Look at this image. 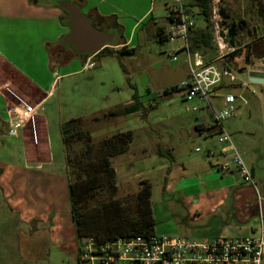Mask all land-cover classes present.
I'll list each match as a JSON object with an SVG mask.
<instances>
[{"label": "rangeland", "instance_id": "obj_1", "mask_svg": "<svg viewBox=\"0 0 264 264\" xmlns=\"http://www.w3.org/2000/svg\"><path fill=\"white\" fill-rule=\"evenodd\" d=\"M165 1L146 3L145 6L152 8L153 18L134 32L135 54H106L95 59L97 65L93 69L60 78L57 92L49 104L43 102L45 96L42 94L30 93L39 107L37 124L39 117H49V123L54 119L55 127L56 121L62 124L80 118L83 131L91 136L92 143L117 133L134 132L131 149L111 161L116 170L117 197L129 208L140 181L149 180L157 235L192 242L253 235L259 228L260 212L264 213V85L250 83L248 79V73L259 68L258 62L253 58L246 62L243 56L229 63L236 71L238 83L245 84L238 92L243 94L246 104L237 101V113L223 121V130L231 136L245 163L252 168V184L240 179L236 172L216 170V164L229 162V158L206 156L207 148L217 150L218 134L210 138L200 135L196 127L210 120L192 112L191 108L200 102L185 101L183 89L191 75L186 53L176 50L183 42L161 41L158 36L157 29L167 23L169 16ZM193 1L184 0L186 4ZM224 6L232 14L236 13L234 0H224ZM195 22L196 28H204L200 16H195ZM125 32V29L119 30L116 43L125 39ZM61 48H52L54 59H58ZM70 52L69 56L75 57L72 49ZM78 57L81 56L59 66L55 70L57 76L76 72ZM216 64L224 62L217 61ZM243 68L246 70L239 74L237 71ZM173 88L180 92L165 95L166 90ZM134 93L143 104L139 112L116 117L109 115L111 111H120L133 104ZM29 129L27 126L24 130ZM7 132L8 135L0 140V264H16L24 256L30 258L26 264H77L76 248L84 241L77 239L72 220L70 226L62 230L59 241L46 232V225L51 221L42 222V226L40 222L38 227L41 229L32 231L31 225L36 227L37 221L30 217L36 206H31L28 194L40 191L28 193L17 185L12 181L14 176L8 174V166L37 171L39 164L33 160L25 162L26 157L21 156L25 145L21 130L15 135L10 134L9 128ZM31 134L27 131L28 153L40 146V143L35 144ZM84 145L82 138L74 145L73 162L68 164L63 142V151L58 154L60 138L57 132L50 130V155L47 157L52 161L51 166L64 173L68 185L78 179L80 168L77 166ZM197 148L202 151L197 152ZM160 149L165 156L157 154ZM144 154L148 156L144 157ZM89 184L87 179H82L81 192L92 199V206L111 198L101 189L91 191ZM35 199L34 196L33 201Z\"/></svg>", "mask_w": 264, "mask_h": 264}, {"label": "built area", "instance_id": "obj_2", "mask_svg": "<svg viewBox=\"0 0 264 264\" xmlns=\"http://www.w3.org/2000/svg\"><path fill=\"white\" fill-rule=\"evenodd\" d=\"M171 1L164 35L167 41L183 42L180 50L186 53L191 75L183 89L185 101L200 102L191 110L203 114V118H209L208 130L211 125L221 128L217 133V150L207 148L206 155L214 157L218 153L223 159L229 158V162L218 164L219 171L236 172L240 179L254 184L251 168L245 163L231 136L223 130V121L237 113V101L246 104L243 94L238 92L245 87V84L238 83L236 71L229 66V63L238 61L241 56L230 57L240 47L230 45L227 30L223 27V0L211 2V21L218 54L215 62H224L221 65L215 62L206 64L201 52L191 50L190 34L196 26L195 16L184 0ZM222 31L226 33L224 38L220 36ZM95 65L90 58L84 69H93ZM0 95L6 102L10 134L15 135L29 126L35 144L38 145L40 143L37 124L38 106L2 77H0ZM199 133L206 138L213 136L207 130ZM201 151V148H197V152ZM259 200L262 201L261 197ZM263 260L264 213L261 211L259 228L250 236L217 238L207 242H192L179 237L157 234L148 238L137 236L130 240L120 239L106 243H97L90 239L81 250L79 249L77 264H262Z\"/></svg>", "mask_w": 264, "mask_h": 264}, {"label": "crops", "instance_id": "obj_3", "mask_svg": "<svg viewBox=\"0 0 264 264\" xmlns=\"http://www.w3.org/2000/svg\"><path fill=\"white\" fill-rule=\"evenodd\" d=\"M71 1L79 5L83 13L91 21L95 22L99 28L104 30L113 29L118 24L122 30L125 29V39H122L118 46H109L113 50H119L124 45L132 48L134 32L141 29L143 24L153 18L151 6H145L148 2L151 5L152 0ZM170 1H165L167 7H169ZM56 3V0H0V77L6 79L16 90L32 101L30 93H39L40 96L42 94V96H45L43 102L48 104L54 99L60 78L73 73L87 71L84 67L88 60L92 58L95 61L96 59L95 56L78 57L80 61H78L79 67L75 69L76 72L66 73L61 76H57L55 71L58 67L55 69L50 67L49 45L57 44L63 36L68 34V29L61 22L62 11L55 6ZM167 24L168 21L162 28H165ZM180 49L181 45L176 49L177 52L178 50L182 52ZM33 102L35 103V101ZM39 118L40 146L38 149L35 147L28 153L26 134L27 131L30 134V131L24 129L21 131L22 139L25 143L24 152L21 156L26 157L24 159L25 162L33 160L39 164V169L35 171L30 168L22 169L18 168L17 165H9L8 174L13 175L12 181L16 182L17 185H21V188H25L28 193L40 191V193L28 194L30 195L31 206H36L34 214L37 213L36 217H34V214L30 217V219L37 221L36 227L31 225L32 231L41 229L38 227L40 222L42 226V222L49 223L51 221L46 225L48 226V231L46 232L55 241H59L62 238V230L70 226L71 220L73 221L67 179L63 172H58L55 167L51 166L52 161L47 157L50 155V130L54 133L57 132L60 138L61 146L58 154L63 151L62 135L59 127L61 122L56 121L55 127L54 119H51L50 123H52L50 124L47 120L49 117L46 119ZM8 128L6 102L0 95V140L5 135H8ZM43 148L44 151H42ZM215 156H219V154L217 153ZM217 168L216 164V170H218ZM34 196L36 199L33 201ZM32 210L31 213H33ZM22 247L26 249L25 246ZM79 249L76 248V260ZM29 259L26 256L21 257L20 261H18L19 263L17 262L16 264H26Z\"/></svg>", "mask_w": 264, "mask_h": 264}, {"label": "trees", "instance_id": "obj_4", "mask_svg": "<svg viewBox=\"0 0 264 264\" xmlns=\"http://www.w3.org/2000/svg\"><path fill=\"white\" fill-rule=\"evenodd\" d=\"M56 1L57 3L55 6L59 8L58 2L62 0ZM211 2L212 0H194L189 4V9L193 12L194 16L198 15L204 21V28L199 29L195 26L191 31V50L193 52H201L204 55L206 64L214 63L218 55L214 41L213 24L211 21ZM59 9L62 11L61 22L64 27L68 29L69 33L70 28L67 22L70 16L65 10L61 8ZM226 14L229 15L228 13ZM91 23L95 28L102 32L111 33L115 31L117 37L119 30H122L118 24H116L113 29L104 30L99 28L95 22L91 21ZM157 33L161 41H167L164 35V28L159 27ZM117 37L112 44H109V46H118L120 44L119 42L116 43ZM63 38L64 36L57 44L49 45L48 47L50 67L55 69L56 67L63 66L70 62L74 58L69 56L71 49L74 51L75 57H91L87 54L77 53L74 47L67 46L64 43ZM236 45L240 48L235 53L231 54L230 57L245 56L246 62H249L254 56L252 46L248 45L245 50V47L241 42L236 43ZM59 47H62L63 49L61 48V50L58 51V59H54V56L51 55V50L52 48ZM135 52L136 47L129 48L128 45L122 46L119 50H113L106 47L96 54L95 57L97 58L106 54L132 55L135 54ZM60 60L64 63L60 64ZM171 92H180V90L173 88L172 91L166 90L164 93L165 95H168ZM132 100L133 104L130 106L120 111H111L109 115L116 117L119 115L125 116L139 112L143 108V104L136 93L132 96ZM82 123V119L72 118L69 121L62 123L60 126L62 142L65 146L68 164L73 162L74 145L78 143L81 138L85 144L84 150L79 157L80 162L77 166L80 168L78 179L72 181L68 185L70 208L77 239H82L84 244L90 239L95 240L97 243H106L120 239L130 240L137 236L148 238L155 235L156 220L153 215L151 202L152 185L150 181L147 179L140 181V186L133 196V205L129 208H126L122 201L117 197L118 184L116 180V170L111 161L115 156L127 153L131 149L135 139L134 132L128 131L117 133L103 138L99 143H92L91 136L83 131ZM209 125L210 122H202L196 128L199 132L207 130L211 135L217 134L221 131V128L217 125H211L208 130L207 127ZM157 154L161 157L166 155L161 149L158 150ZM143 156L146 157L148 155L144 154ZM217 169L219 171V168ZM82 179H87L89 181V189L91 191L95 192L96 190L101 189L107 192L111 198L108 201L92 206V199L86 198V195H83L81 192ZM84 244L80 247V250Z\"/></svg>", "mask_w": 264, "mask_h": 264}, {"label": "water", "instance_id": "obj_5", "mask_svg": "<svg viewBox=\"0 0 264 264\" xmlns=\"http://www.w3.org/2000/svg\"><path fill=\"white\" fill-rule=\"evenodd\" d=\"M59 8L65 10L70 18L67 22L70 31L63 38L67 46H72L79 54H87L95 56L104 48L109 47L117 37L115 31L105 33L95 28L90 19L81 11L80 7L73 3L71 0H62L58 2ZM223 27L227 30L228 37L230 38V45L235 47L237 38L236 24L228 25L229 15L222 10ZM221 37H225L226 33L222 31ZM264 63V60H263ZM246 69L238 70L242 74ZM250 83L264 85V72L259 70H252L248 73Z\"/></svg>", "mask_w": 264, "mask_h": 264}, {"label": "flooded vegetation", "instance_id": "obj_6", "mask_svg": "<svg viewBox=\"0 0 264 264\" xmlns=\"http://www.w3.org/2000/svg\"><path fill=\"white\" fill-rule=\"evenodd\" d=\"M234 3L236 13L232 14L223 0L222 9L230 15L228 25L236 24V43L252 46V58L259 66L256 70L264 72V0H234Z\"/></svg>", "mask_w": 264, "mask_h": 264}]
</instances>
